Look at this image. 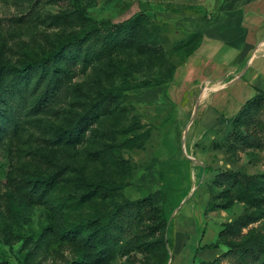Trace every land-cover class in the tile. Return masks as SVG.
I'll return each mask as SVG.
<instances>
[{
  "label": "rangeland",
  "instance_id": "374dc122",
  "mask_svg": "<svg viewBox=\"0 0 264 264\" xmlns=\"http://www.w3.org/2000/svg\"><path fill=\"white\" fill-rule=\"evenodd\" d=\"M237 4L0 0V264H201L229 249L219 232L247 216L227 243L264 238V104L249 112L244 142L231 135L240 108L264 90V41L254 51L264 7L245 42H222ZM138 15L147 26L135 39L107 38ZM73 36L86 39L84 53L74 49L47 72L7 71L49 61ZM42 73L68 75L45 112L35 110ZM86 113L94 123L79 132ZM148 196L166 219L162 230L146 220L121 243L86 242L124 203ZM104 246L110 259L99 258ZM243 260L231 251L218 264H251Z\"/></svg>",
  "mask_w": 264,
  "mask_h": 264
},
{
  "label": "trees",
  "instance_id": "16d2710c",
  "mask_svg": "<svg viewBox=\"0 0 264 264\" xmlns=\"http://www.w3.org/2000/svg\"><path fill=\"white\" fill-rule=\"evenodd\" d=\"M147 26V21L143 20L141 15L135 18L129 19L122 24H117L114 26L113 37L108 35L107 38L114 40L119 36H129L131 39L137 37V33L141 30L143 31ZM94 34H99V30H95ZM198 32L191 33V36H199ZM124 37V39H126ZM86 39H82L77 36H73L64 41L62 48L53 55V58L44 61H27L21 66L10 65L7 67V71L12 74L19 76H27L29 73L35 69L42 68L47 72L52 67L53 62L56 59L66 60L67 53L72 52L74 49L79 53H84L87 48L84 47ZM59 72V71H58ZM68 79L66 73H61L56 75L52 80H48V75L42 73L37 77V86H44L43 95L35 107L36 111L45 112L49 108L60 101L62 93L64 91L65 83ZM3 81L0 79V89L4 87ZM5 84V83H4ZM106 101L108 104H113L115 101L113 96H106ZM28 98L26 95H22L18 100V104L14 107V114L17 119H21L23 116V110L27 107ZM264 104V90H259L256 95L248 99L245 104L240 108L237 116L234 119L233 127L235 129L232 131L233 141L240 144L244 142L245 138L242 136V127L247 126L250 122V111L257 110ZM94 123V116L86 113L81 116L80 120L76 124L75 128L79 132H84L88 130ZM256 140V139H254ZM261 142V139H257ZM149 220L155 224V230L160 231L165 227L166 219L162 213V210L155 206L153 200L150 196L134 200L127 201L122 206H120L111 217V221L108 224L107 230H104L103 234L95 233L90 235L86 242L91 245L96 246L98 241L105 236L108 240L113 243H121L129 237L132 233L135 225L138 226L142 222ZM252 217L247 216L241 220H238L235 224L226 226L218 234V242H223L229 249L220 255H218L213 261H203L201 264H218L224 256L229 255V253L235 252L239 253L243 258V262L248 260L249 263L255 264L259 261H264V238L255 237L249 238L244 242L240 243H227L229 237H238L241 234V229L247 224L252 222ZM114 254V251L109 247L104 246L99 250V258L103 260L110 259ZM263 260V261H262ZM239 264H242L239 262Z\"/></svg>",
  "mask_w": 264,
  "mask_h": 264
},
{
  "label": "crops",
  "instance_id": "0c3cea01",
  "mask_svg": "<svg viewBox=\"0 0 264 264\" xmlns=\"http://www.w3.org/2000/svg\"><path fill=\"white\" fill-rule=\"evenodd\" d=\"M236 1L238 3L236 6L232 5V6H230V8L228 7V10L230 11V13H229L230 25H229V28L227 29V31H228L229 36H231V37H229V38L227 37L226 40H224V38H219L222 42L224 41L225 43L229 42V41L231 43L233 40L234 41L239 40V41L245 42L246 41V35L249 33L247 31L250 28L256 27L260 24V22H259L260 16L259 15L261 14V12H260L261 9L264 7V4H263L264 0H236ZM242 3H244V4H242ZM257 3H262V4L255 5ZM224 12H222V13H224ZM222 13L219 12L216 14V16L215 15L213 16L215 22H217V21L220 22L222 20L221 19ZM220 25H221V23L218 26H220ZM219 28H221V27H219ZM244 28H247V29H244ZM216 31L219 33L220 29H218V30L215 29V32ZM219 34H222V33H219ZM240 34H243L245 36L235 37V35H240ZM263 41H264V39L260 40L256 44V46L254 47V51L258 47V45ZM262 55L264 56V54H262ZM250 59H251V57H250Z\"/></svg>",
  "mask_w": 264,
  "mask_h": 264
}]
</instances>
